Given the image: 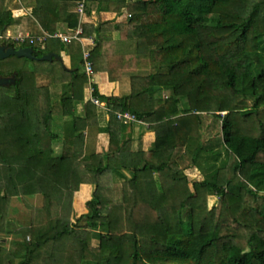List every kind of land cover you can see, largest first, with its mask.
<instances>
[{
    "label": "trees",
    "instance_id": "16d2710c",
    "mask_svg": "<svg viewBox=\"0 0 264 264\" xmlns=\"http://www.w3.org/2000/svg\"><path fill=\"white\" fill-rule=\"evenodd\" d=\"M21 1L30 13L14 20L0 0L1 34L17 22L34 36L79 25L83 0ZM84 5L85 36H97L95 71L119 85L107 96L92 84L106 111L88 99L77 41L30 47L38 58L64 53L65 68L55 59L0 60V78L16 77L0 86V234L24 239L0 247V264H264V0ZM102 11L115 17L94 22ZM117 30V44L102 38ZM209 118L220 126L211 146L203 142ZM92 131L108 135L107 152H85ZM134 131L151 133L150 151H132ZM198 168L203 180L186 175ZM83 185L93 192L78 217ZM35 195L44 203L29 226L11 220L2 229L9 200Z\"/></svg>",
    "mask_w": 264,
    "mask_h": 264
},
{
    "label": "rangeland",
    "instance_id": "374dc122",
    "mask_svg": "<svg viewBox=\"0 0 264 264\" xmlns=\"http://www.w3.org/2000/svg\"><path fill=\"white\" fill-rule=\"evenodd\" d=\"M102 12H106V11H102ZM121 32L122 31H120V30L112 31V32H110V33H108L106 35H102V38L105 39V40H110L111 39V40L115 41V43L117 44L118 43V38L121 37ZM3 35H6V32L3 33ZM94 37L96 38L97 36H94ZM49 41H51V40H49ZM119 42H122V40L119 41ZM61 57L63 58V62L66 65H68V60H67L66 56L64 55V53H62ZM57 66H58V64H57ZM95 69H98V68H96L94 66V70ZM102 70L103 69H99L98 73H104V72H102ZM94 73H95V77H92L91 80L94 78V80L98 81L97 79H98L99 76L98 75L96 76V74H97L96 71ZM105 74L108 76L107 73H105ZM98 82H99V87H102L105 83H107L109 81L105 80L103 78H100V80ZM93 83L94 82L91 81V84H93ZM110 83H115V82H110ZM87 86H88V84H86L85 88H87ZM118 87H119V85H118ZM50 90H51V94L52 93L55 94V95L56 94H61V89L60 88L57 89L54 86H51ZM86 90H87L88 99H91L90 94L88 92V88ZM101 91L103 92V90H101ZM104 93L106 95H108V96L109 95H116L117 91L115 90V88H112V89L110 88L109 89V88L106 87ZM100 108L103 111H106L105 103L102 104V106ZM78 111L81 112L82 111V107H79ZM207 124H208V127H210V128L206 129L205 133L203 132V134H204L203 142H204V145H206L207 141H209L210 142V146H211L213 142L217 144V142H219V140H220V126H219L218 123L214 122V120L212 122L211 118L208 119ZM96 132L92 131L93 134L96 133ZM134 132H135L134 135L136 133H138L137 131H134ZM92 133H86L85 134L86 139H87L86 144H88V145L90 144L89 143V139L92 138L91 137ZM100 136H101L100 140H102V139L104 140L103 150H108L109 149V137H108V135H100ZM137 136H140L139 133L136 135V137ZM216 144H213V147H215ZM55 152L57 154H58V152H60V149H58L57 146L55 147ZM104 152H107V151H104ZM200 164L204 165L205 163L203 161H200ZM202 173L203 172L201 171V169L198 168V169H193V170L187 172L186 175L190 176V178H194L195 180H203L204 178L202 176ZM192 183H194V182H192ZM190 188L193 191L194 187H193L192 184L190 185ZM80 192L81 193L77 192L78 194L75 195V197H76L75 199L76 200L74 201L75 210L78 211V215H77L78 217L81 216L82 213L87 209V202L92 197L91 189H89L88 192H87V190L80 191ZM215 200L216 199H214L213 197L208 199V201H207L208 210H211L212 205L214 204ZM43 203H44V201H43V197L41 195H35V197L24 198V199H21V200H18L17 198L12 197L9 200V203L6 205V207H5L4 211H3L4 215H3V218H2V221H1V228L3 229V228H6L7 226H9V222L11 220H17V221H20L24 226H29L30 220L32 219V210L34 208L35 209H38V208L41 209ZM189 203H190V201H189ZM189 203H188V205H189ZM12 226H13L12 230L17 228L15 225H12ZM19 229L20 228H18V230ZM31 240H32L31 236L27 235L26 236V241L27 242H31ZM23 241H24V239L21 236H12V235H8V234H5V233L0 234V247L11 249V251L13 250V248H15L13 246V242H23ZM65 244L68 246V242H66ZM43 251H44V256L43 257H45L46 259L50 260V258H52V254L55 252V249H54V247L52 245L51 247L46 246ZM49 254H50V257H48ZM43 257L40 258L39 261H41V259H43ZM1 259H5V258H1ZM46 263H47V261H46ZM37 264H44L43 260H42V263H37Z\"/></svg>",
    "mask_w": 264,
    "mask_h": 264
},
{
    "label": "crops",
    "instance_id": "0c3cea01",
    "mask_svg": "<svg viewBox=\"0 0 264 264\" xmlns=\"http://www.w3.org/2000/svg\"><path fill=\"white\" fill-rule=\"evenodd\" d=\"M4 9L6 11H10V14L12 15V18L14 20H19V18L25 16L26 14H29L30 13V9H27L23 4H22V1L21 0H4ZM115 17L114 14H110V13H107V12H102L100 13L99 15H96L95 18H94V22L95 21H98L99 19L102 20V21H108V20H111ZM22 28V29H21ZM41 32L43 33L45 30H43L41 27ZM64 29V30H63ZM6 35H14V34H19V33H22V34H31L30 32H24V30L27 31V25H25L24 23L20 24L19 22H17V25L14 24L13 27H10L9 29H6ZM68 28L65 24H59L57 25V31H67ZM32 35V34H31ZM34 36V35H33ZM99 76L98 77V81L100 80V78H103L105 80H108V76L105 74V73H97L96 76ZM95 77V76H94ZM92 82H94L93 84L94 85H97L99 91L103 90V94L106 95L104 93L105 91V88H115V90L117 91L116 95H109V96H117L119 94V87H118V84L117 83H110L107 82L105 83L102 87H99V82L94 80V78L91 80ZM89 83H88V86L87 88L89 87ZM86 88V89H87ZM101 88V89H100ZM108 96V95H107ZM108 119H109V115L107 114V112H101L99 115H98V120H99V127H104L106 126V123L108 122ZM88 133V132H87ZM145 134L142 135L141 137L140 136H135L133 138L134 142H133V152H138L140 151L141 149H143L145 152L147 151H150L153 147V141H152V135L149 131H146L144 132ZM100 135H106V134H101V133H92L91 134V139H89V145L86 144V148H85V152L86 153H92V152H95L97 154H100V153H104V151H107V150H103V145H104V140H100L101 139V136ZM87 140V139H86ZM95 141V142H94ZM93 143V144H92ZM85 187H83V190H88L91 189V191L93 192V188L91 185H83ZM81 193V192H80Z\"/></svg>",
    "mask_w": 264,
    "mask_h": 264
},
{
    "label": "built area",
    "instance_id": "2783aa9c",
    "mask_svg": "<svg viewBox=\"0 0 264 264\" xmlns=\"http://www.w3.org/2000/svg\"><path fill=\"white\" fill-rule=\"evenodd\" d=\"M78 13L80 15L79 25L74 29H68L67 31H57L55 33H49L44 31L39 36H33L31 34H14V35H3L0 33V40H6L11 44H15L19 47H32L35 45L44 46L49 40H59L64 44H70L72 41H77L82 47V56H83V70L85 75L89 79L88 92L91 97V102L95 106L101 107L102 104L99 99L94 97L93 94V85L91 84V78L95 76L94 73V62L92 60V48L96 44L94 36H85V30L83 27V19L85 16V5L84 0L78 6ZM119 119L121 120H131L135 121V118L129 114H118ZM142 123V122H140Z\"/></svg>",
    "mask_w": 264,
    "mask_h": 264
},
{
    "label": "water",
    "instance_id": "95a60500",
    "mask_svg": "<svg viewBox=\"0 0 264 264\" xmlns=\"http://www.w3.org/2000/svg\"><path fill=\"white\" fill-rule=\"evenodd\" d=\"M12 56H16L17 58H27L31 60H38V61H53L54 59L59 61L65 68L63 63V59L59 56H56L52 53H49L42 58H38L34 52V49L30 47H10L9 45L0 44V60L8 59ZM16 82V77L12 78H0V86L8 87L11 84Z\"/></svg>",
    "mask_w": 264,
    "mask_h": 264
}]
</instances>
